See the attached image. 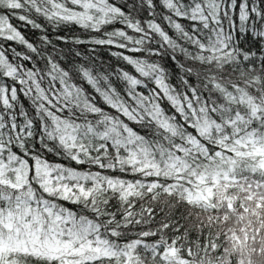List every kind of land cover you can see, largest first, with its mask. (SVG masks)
<instances>
[{
  "label": "snow or ice",
  "instance_id": "snow-or-ice-1",
  "mask_svg": "<svg viewBox=\"0 0 264 264\" xmlns=\"http://www.w3.org/2000/svg\"><path fill=\"white\" fill-rule=\"evenodd\" d=\"M0 264H264V0H0Z\"/></svg>",
  "mask_w": 264,
  "mask_h": 264
},
{
  "label": "trees",
  "instance_id": "trees-1",
  "mask_svg": "<svg viewBox=\"0 0 264 264\" xmlns=\"http://www.w3.org/2000/svg\"><path fill=\"white\" fill-rule=\"evenodd\" d=\"M27 34V33H26ZM63 34V33H62Z\"/></svg>",
  "mask_w": 264,
  "mask_h": 264
}]
</instances>
